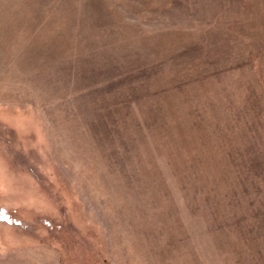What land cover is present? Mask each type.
I'll list each match as a JSON object with an SVG mask.
<instances>
[{"label":"rangeland","instance_id":"1","mask_svg":"<svg viewBox=\"0 0 264 264\" xmlns=\"http://www.w3.org/2000/svg\"><path fill=\"white\" fill-rule=\"evenodd\" d=\"M0 264H264V0H0Z\"/></svg>","mask_w":264,"mask_h":264}]
</instances>
